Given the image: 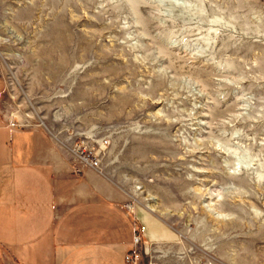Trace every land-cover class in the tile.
I'll return each mask as SVG.
<instances>
[{
  "label": "rangeland",
  "instance_id": "374dc122",
  "mask_svg": "<svg viewBox=\"0 0 264 264\" xmlns=\"http://www.w3.org/2000/svg\"><path fill=\"white\" fill-rule=\"evenodd\" d=\"M0 77L9 121L152 207L171 264H264V0H0Z\"/></svg>",
  "mask_w": 264,
  "mask_h": 264
},
{
  "label": "crops",
  "instance_id": "0c3cea01",
  "mask_svg": "<svg viewBox=\"0 0 264 264\" xmlns=\"http://www.w3.org/2000/svg\"><path fill=\"white\" fill-rule=\"evenodd\" d=\"M3 92L0 77V100ZM179 244L150 205L131 204L95 168L77 174L46 131L9 121L0 107V251L13 264H171Z\"/></svg>",
  "mask_w": 264,
  "mask_h": 264
},
{
  "label": "built area",
  "instance_id": "2783aa9c",
  "mask_svg": "<svg viewBox=\"0 0 264 264\" xmlns=\"http://www.w3.org/2000/svg\"><path fill=\"white\" fill-rule=\"evenodd\" d=\"M82 159L84 163H87L89 165L95 166V167H100V160L99 159H92L90 155L82 156ZM142 234H143V229L136 226L135 228V235H134V244L136 247H138L142 243ZM141 254L139 250L137 249L133 253H130L129 255L126 256V260L129 262L136 261L140 258Z\"/></svg>",
  "mask_w": 264,
  "mask_h": 264
}]
</instances>
